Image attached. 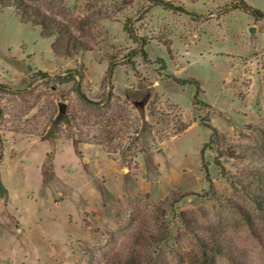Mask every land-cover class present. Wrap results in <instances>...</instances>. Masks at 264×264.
Returning <instances> with one entry per match:
<instances>
[{"label": "rangeland", "instance_id": "obj_1", "mask_svg": "<svg viewBox=\"0 0 264 264\" xmlns=\"http://www.w3.org/2000/svg\"><path fill=\"white\" fill-rule=\"evenodd\" d=\"M64 1L74 21H90L93 45L69 60L0 9V84L22 92L1 100L0 264H195L198 241L213 238L242 264H264V218L233 185L264 173L263 160L244 155L264 145V0ZM71 70L90 100L111 87L129 102L140 154L79 144L67 123L44 130L52 103L82 109L73 84L56 80ZM190 79L200 83L197 106V87L177 83ZM153 101L176 106L190 128L168 141L153 133Z\"/></svg>", "mask_w": 264, "mask_h": 264}, {"label": "trees", "instance_id": "obj_2", "mask_svg": "<svg viewBox=\"0 0 264 264\" xmlns=\"http://www.w3.org/2000/svg\"><path fill=\"white\" fill-rule=\"evenodd\" d=\"M0 9L2 11L12 10L22 24L29 25L34 30H39L43 39L53 40V54L59 60L73 59L93 50V45L85 36V30L89 27L90 21L88 19L74 21L72 13L64 0H0ZM129 32V35L136 39L132 32ZM148 44L145 39L141 40L139 53L144 60L148 59V54L145 52ZM115 66L114 63L110 64L107 75L109 80L112 78ZM39 76L40 80H49V75L46 73L40 72ZM56 78L60 86L73 84V92L82 106L80 112L76 109L70 112V120L67 123L75 131L79 144L100 146L112 156L128 155L133 158L142 152L140 147L141 122L129 102L116 97L111 87L103 95L101 101L90 100L82 91L81 80L84 77L78 70L68 71L66 76ZM177 83L179 85L191 84L196 86L197 93L194 97V105L201 104L199 101L200 83L198 80H178ZM19 93L22 92L14 91L9 86L0 84V118L6 116L5 107L1 105V100L9 95ZM48 111L45 123H43L45 131L54 125L53 118L56 111L54 103L50 105ZM148 117L151 131L160 135L165 141L182 135L191 126L183 120L182 114L176 106H171L166 110L158 106L156 101L150 104ZM202 125L213 132L210 143L215 144L218 136L216 130L206 120L203 121ZM61 127L63 125L55 127V130ZM68 138L70 139L71 136ZM244 153V155L255 156L264 161L263 144H256ZM218 155L223 157V151L218 152ZM217 166L221 169L223 175L228 176L220 162H217ZM234 179L236 182L233 185L240 187L258 213L264 218V173H250ZM197 245L198 254L194 258L195 264H216L220 257H227L234 263L242 264L240 256L236 252H232L222 240L216 238L203 239L198 241Z\"/></svg>", "mask_w": 264, "mask_h": 264}, {"label": "water", "instance_id": "obj_3", "mask_svg": "<svg viewBox=\"0 0 264 264\" xmlns=\"http://www.w3.org/2000/svg\"><path fill=\"white\" fill-rule=\"evenodd\" d=\"M250 33L252 37H255V29L251 28ZM57 114L54 119L55 126H61L69 122L70 120V109L68 104L63 102H57Z\"/></svg>", "mask_w": 264, "mask_h": 264}]
</instances>
